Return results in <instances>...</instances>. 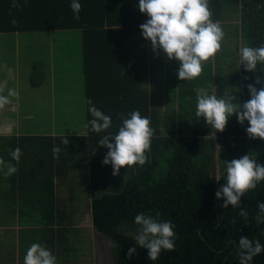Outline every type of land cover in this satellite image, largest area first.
Wrapping results in <instances>:
<instances>
[{"label": "trees", "instance_id": "1", "mask_svg": "<svg viewBox=\"0 0 264 264\" xmlns=\"http://www.w3.org/2000/svg\"><path fill=\"white\" fill-rule=\"evenodd\" d=\"M49 1H35L44 19L40 15L38 19L25 16L20 20L29 14L27 5L21 3L24 9L12 8V0H0V33L42 25L81 29L87 134L44 137L45 143L38 142L42 153L45 147L51 151L46 164L51 185H44L45 194L53 198V179L67 176V171H76L91 197L93 225L118 245L115 248L120 264H239L237 247L242 235L253 241L258 239L264 245V224L253 219L259 203L264 202V181L241 197V207L249 213L247 221L232 205L223 208L225 198L215 195L226 184L225 161L247 154L264 165V140L250 138L246 134L249 122L240 124L235 114L229 117L225 130L218 131L216 139H210L215 129L195 116L196 89L203 87L213 93V81L223 73L221 56L215 58L214 71L209 59L203 63L202 74L193 80L178 78L180 63L166 64V76H160V81H165L169 89L165 109L160 112L154 108L152 93L145 88L148 66L156 58L153 52L148 53L147 40L139 27L149 18L139 11V0H79L82 5L79 20L70 8L72 0H55L58 3L45 15ZM225 3L209 0L213 21L220 22L230 10L240 13L241 30L235 27V35L237 32L241 35L245 46L258 47L264 43V0H230L227 11ZM13 19L17 21L15 25L11 23ZM40 65L32 63L30 79L34 85H40L46 78L40 72ZM261 68L264 65L258 64L255 71H247L239 65L238 71H230L238 76L230 83L232 91L228 95L236 97L234 102L243 104L251 98L248 84L258 90L264 87V83H256L257 76L264 81ZM215 73L218 75L214 76ZM89 100L112 118V126L105 132L91 131ZM135 110L150 119L154 130L147 162L143 166L122 167L120 175H113L111 163L102 162L109 149L99 141L109 133L118 132L122 126L119 114L127 116ZM64 138L69 141L67 145L62 142ZM109 140L114 143L111 137ZM210 140L218 146V156ZM55 146L61 148L58 159L52 151ZM217 160L221 163L219 180H216ZM51 203L54 205V200ZM140 213L161 222L170 221L174 226V250H162L156 261L148 258V249L136 243L140 226L134 223V217ZM47 217L48 222L57 220L59 225L65 221L62 212L57 218L53 213ZM133 247L136 252L129 259L126 254ZM249 264H264V252Z\"/></svg>", "mask_w": 264, "mask_h": 264}, {"label": "rangeland", "instance_id": "2", "mask_svg": "<svg viewBox=\"0 0 264 264\" xmlns=\"http://www.w3.org/2000/svg\"><path fill=\"white\" fill-rule=\"evenodd\" d=\"M224 1L227 7H225V11H227L229 10L228 6L230 4L228 3H230V0ZM220 23L228 39H223L221 44L222 49L216 55L222 57L221 53L225 51L223 59L225 66L228 68L225 75L228 82L226 86L230 89L232 82L238 78L237 75L232 74L230 71H238L239 48L245 45V41L241 35L238 32L235 35L233 32L235 27L241 30L240 13L235 14L231 10L225 12ZM23 31L17 30L16 32L18 33H0V88H3V92L0 94L7 95L8 90L15 89L16 78L19 83L23 84V87L24 84H27L28 87L34 85L30 79L33 71V62L41 64L40 72L42 71L46 75V78L45 82L43 81L40 85H34L35 88L40 87L35 91L31 89L27 91L23 88L22 91H27V95L32 92L30 97L32 103L30 101L27 103L26 100L24 103H18L16 102L17 98L13 97L11 98V104L0 109V131L3 130L5 134L12 136L11 140L9 139L11 142L10 150L6 146L4 151L0 149L3 152V157L1 158L6 163L10 162L11 164L17 163L15 162L16 160L10 157V152L19 147L16 144L18 141L16 136L19 133H55L63 136H82L87 134L85 92L81 79V31L79 29L41 30L42 32L36 34ZM148 44L149 42L147 41V48ZM61 54L67 56L68 64L70 60L73 61L70 68L63 67L59 63L61 61L59 58ZM173 60L175 61V59L169 61V65L174 63ZM210 60L212 61L214 71L216 64L215 57L210 58ZM223 70H226V68H223ZM40 72L37 70V73ZM169 73H171L170 68ZM39 77L40 75L36 77V81H39ZM219 77L221 76H218L220 81ZM72 89L74 90V97L73 100H70L69 93ZM21 97L25 98L24 96ZM225 97H227V93H225ZM18 104L21 107H18ZM218 131L215 130L212 135L213 138L210 139H216ZM44 137L47 136H43V143L47 141ZM1 140L2 138H0ZM29 140H32V142H29ZM38 140L39 138L35 137L21 139L24 142L22 144L25 145L21 146L22 155L19 161L31 158L30 160L36 162L40 157L44 158L45 161L42 164V171L44 173L43 187L41 186L43 193L38 182H35L34 179L28 182L23 181V179H17L20 186L14 183L18 174L23 178L25 171H28L26 168L29 169L28 165L21 172L16 171L13 175L5 177L8 178V181H5L3 189L6 192L5 194H10L11 201L9 195L8 200L10 201L11 213L18 220L20 219L22 224H33L35 222L37 223L36 227L43 228V231L38 230L37 234L27 232L28 234L24 236L35 239V243H39L49 249L56 257V264H120L113 241L108 236L99 233L93 225L90 207L91 197L84 188L83 179L74 170L65 173L68 177L64 175L61 178L56 177L53 179L55 192L60 199V206L67 204L68 197L72 198V201L68 203L73 208V214L69 217L71 219L68 220V225L70 226L69 234L66 236L63 233L66 229H64L65 231H61V229L57 230L58 228H55V226L46 228V220L49 219L47 216L50 213L48 204L50 205L57 195L52 198L44 192V185H51L50 176L48 177L47 175L48 166L46 165L51 151L45 147L42 154L38 153L40 152ZM5 141H7V138ZM34 142H36V148H32L33 145L31 144ZM210 142L215 146V150L217 151L216 156H218V146L216 147L212 140ZM27 145H29V148H27ZM7 153L9 155L7 160H5ZM220 165L221 163L217 160L215 170L218 175L221 169ZM5 205L8 206V201L6 200ZM20 208L21 211H19ZM44 217L46 220L43 219ZM3 220H5V217ZM1 221L0 224H2ZM61 236H63L62 241L60 239ZM15 238L16 236H12V241L5 243L4 249L0 250V263L9 260L10 250L13 251V241L16 240ZM49 239L50 242H48ZM29 247L27 246L23 251V245L17 244L15 245V254L18 255L20 253L21 260H24Z\"/></svg>", "mask_w": 264, "mask_h": 264}, {"label": "clouds", "instance_id": "3", "mask_svg": "<svg viewBox=\"0 0 264 264\" xmlns=\"http://www.w3.org/2000/svg\"><path fill=\"white\" fill-rule=\"evenodd\" d=\"M16 0H12L11 7L17 8ZM70 8L76 20L80 19L82 9L79 0H72ZM139 11L149 17L139 27L146 40L151 41L154 52L162 50L169 60L180 62L178 78L180 80H193L198 78L203 71V63L221 49L225 33L221 23L213 21L209 0H139ZM17 23L15 19L11 21ZM264 65V43L258 47L242 45L239 48V65H243L247 71H255L257 65ZM264 72V68H261ZM247 79V77H246ZM256 83L262 84L260 76L256 77ZM251 98L241 104L235 96L218 97L215 92L203 87L196 89L197 118H203L213 129L223 132L229 117L236 115L240 124L245 120L249 122L246 134L252 139L264 140V87L259 90L253 85H247ZM3 88H0V93ZM13 97L18 98L19 93L10 89L7 95L0 94V109L12 103ZM88 111L93 117L89 121L91 131L105 132L112 126V118L99 110L91 100L88 101ZM122 126L115 134L109 133L100 139L99 144L106 146L107 152L104 164L111 163L113 175H120L122 167L133 165L143 166L147 162L146 153L151 149V139L154 130L150 126V119L142 116L138 110L131 111L125 116L119 114ZM10 131V129H9ZM114 140L110 142L109 138ZM64 145L69 143L67 138L62 141ZM54 158H59L61 148H53ZM20 148L10 152L12 159L19 162ZM226 184L216 192V197H224L221 205L227 208L232 205L239 210V215L248 220L249 213L241 207V197L251 190L256 189L258 183L264 181V165L243 155L241 158L225 161ZM0 171L5 177L13 175L17 168L10 162L6 163L0 158ZM221 176H217L219 180ZM257 224H264V202L259 203L258 211L253 217ZM134 223L139 225V231L135 236L136 243L148 249V258L156 261L162 250L172 251L175 248L174 226L170 221H158L143 213L134 217ZM235 223V220H233ZM113 246H118L113 244ZM136 249L130 248L126 256L131 259ZM264 252V245L257 239L255 241L246 236H241L237 247L239 264H249L254 257ZM24 264H56V257L49 249L39 243H33L24 256Z\"/></svg>", "mask_w": 264, "mask_h": 264}, {"label": "crops", "instance_id": "4", "mask_svg": "<svg viewBox=\"0 0 264 264\" xmlns=\"http://www.w3.org/2000/svg\"><path fill=\"white\" fill-rule=\"evenodd\" d=\"M23 1L25 3H23V2H21L19 0L18 5H19V7L21 9H24L25 8L24 6L27 5V8L29 10V12H28L29 14L28 15H23L22 18H20V20H23L25 16L29 17V18H32V19L33 18L34 19H38V18H40V15H42L43 19H44V13L42 14L41 10H37V8H36L37 7V5H36L37 2H35L36 0H23ZM27 1H29L30 4H26ZM21 3H23L24 6ZM56 3H58V1H55V0H50L48 2V7H47V10L45 12V15H47V14L49 15V13H50L49 9L53 8V6ZM20 29H22V30H20ZM24 29H25V31H23ZM58 29H79L81 31L80 27H54V26H49V25L35 26V27H32L31 29H27V28H23L22 27V28H18V31L29 32L31 34H36V33L42 32L41 30L52 31V30H58ZM12 33H18V32H12ZM19 33H21V32H19ZM227 39H228V36H224V40H227ZM147 41L149 42L148 48H147L148 49V53L152 54V52H153V55L155 56L156 60H154V62H152L153 64L148 66L149 69H148V74H147V80H146V83H145V87H146V89L149 92L152 93V97H153V101H154L153 102L154 108L159 110L160 112H163L164 109H165L166 98L168 96L169 85L166 84L165 81L161 82L160 78L166 76V71H167V69H166L167 65L166 64H168L170 60L166 57V54L162 50H157L156 52H154L153 49H152L151 42L149 40H147ZM81 45H82V43H81ZM81 49H82V46H81ZM221 49H222V47H221ZM224 52L221 53L222 57H220L221 58V60H220L221 63L220 64L224 65L223 68H226V70H223V68H222L223 73L221 74L220 81H219L218 76H217L218 73L214 74V76H217V78L214 79L213 85H212V88H211L212 92H215V94L218 97L225 96V93H227V96H228L230 94V92L232 91L231 90L232 87L230 86V89H228V87L226 86L228 84L225 83V82H227V78L225 77V75L227 74L226 72H227L228 68L225 66V61L223 59ZM82 56L83 55H82V51H81V69H82V73H81L82 78L81 79H82L83 85H84V71H83V63H82L83 57ZM214 57L216 58L217 55H215ZM59 58H60L61 61H59V60L58 61H59V63L61 65H63V67L70 68V65H72L73 61L70 60V62L68 64L67 63V56L65 54H61L59 56ZM173 62L175 64L180 63L178 60H175V61L173 60ZM53 67H55V66H53ZM238 70H239V67H238ZM217 72H219V70ZM216 79L219 81V83L217 82ZM14 87H15L16 91L19 93V98L16 99V102H18V103H24L25 100H26L27 103H29V101H30V103H32V101L30 100L32 92L29 93V95H27V91L29 89H31L32 91H35L36 89L40 88V87L35 88L34 85L28 87L27 84H24V87H23V84L19 83L17 78L15 80V86ZM23 88L25 90H27V91L23 92L22 91ZM72 90L69 93V99L70 100H73V97H74V90H73V92H72ZM21 96H24L26 99L22 98ZM53 98H55V97H53ZM18 107H21V106H19V104H18ZM19 112H21V111H19ZM43 136L59 137V136H63V135L55 134V133H51V134L19 133L18 136H16L18 138V141H17L16 144L19 146L18 148H20L21 145H25V144H22V143H24V142L21 141L22 138L23 139H27V138H32V137L39 138L38 142L41 143V141H43V140H41V138ZM11 137L12 136H9L8 134H5L3 132V130L0 131V138H2V140L0 141V149H2L4 151V148L6 146V147H8V150H10ZM6 138H7V141H5ZM29 142H32V140H29ZM35 143L36 142H34L33 144L35 145ZM33 144H31V145H33ZM35 147H37V146H35ZM27 148H29V145H27ZM20 150H21V148H20ZM38 153L42 154V149L41 148H40V152H38ZM8 155H9V153H7V155L5 156L6 157L5 160H7ZM23 155H25V154L23 153ZM1 157H3V152H1V150H0V158ZM30 159L29 160L19 161V162L15 161V162H17L16 164L12 163L17 168V171H19V172H21V170L24 169V167L26 165H28L29 169H30V171H29V169L26 168V170H28V171H25V175L23 176V178L18 174V177L15 178L16 180H14V183L15 184L17 183L20 186V183H19V181L17 179H19V180L23 179V181H27V182L29 180L31 181V180L34 179L35 182H38V184H39V186L41 188V186L43 184V178H44L43 174L44 173L42 171V164L43 163L41 161H39V160L42 159V157H40L36 162L32 161ZM25 161H28V162L27 163H20V162H25ZM37 171H39L38 174H37ZM0 172H2L0 174V221L2 220L1 221L2 224H0V250L4 249L5 243H7V242L9 243V241H12V239H11L12 236H16V238H15L16 240L13 241V251L10 250L11 253H10L9 260L6 261V262H2L0 264H24V260H21L20 253L18 255L15 254V249H16L15 245L22 244L23 245V251H24L27 246H31L33 243H35V241H34L35 239H32L31 237H25L24 235L28 234L27 232H31L32 234H37L38 230H42L43 231V228L36 227L37 223H35V222L33 224H25V223L22 224L21 220L20 219L18 220L16 218V216L11 213V210H10V201H11L10 194L9 193L5 194L6 192L3 191L4 185H5V181L6 180L8 181V178H5V176L3 174V171H0ZM41 191L43 193V189L42 188H41ZM8 195H9L10 201L8 200ZM55 195H57V193L54 190V196ZM67 199H68L67 200V204L66 205L63 204V206H60V199H59V197L57 195L56 199L54 200V205H51L52 203L50 205L48 204V207L50 208V213L55 214V218H57L60 215L61 212L65 213V221L63 223L64 225L62 224L63 226L61 228L62 229L61 231H65L64 229H66V231L63 232V233L66 234V236L69 234V228H70V226L68 225L69 224L68 220L71 219L69 217H70V215L73 214L72 205L68 204L70 201H72V198L68 197ZM5 200L8 201V206L5 205ZM19 211H21V208L19 209ZM1 215H3V216L1 217ZM4 217H5V220H7V222H5V220H3ZM43 219L46 220L45 217ZM45 226H46V228H48V227L50 228V227H54L55 226V228H58L57 230H60V226H59L57 220H56L55 223H53L51 221L48 222L46 220ZM70 232H71V230H70ZM61 238H63V236H61ZM66 240H67V238H66ZM48 242H50V239L48 240Z\"/></svg>", "mask_w": 264, "mask_h": 264}, {"label": "water", "instance_id": "5", "mask_svg": "<svg viewBox=\"0 0 264 264\" xmlns=\"http://www.w3.org/2000/svg\"><path fill=\"white\" fill-rule=\"evenodd\" d=\"M100 233V232H99Z\"/></svg>", "mask_w": 264, "mask_h": 264}]
</instances>
